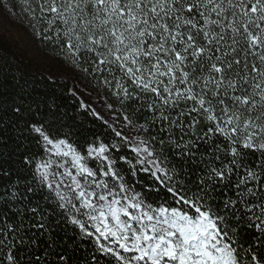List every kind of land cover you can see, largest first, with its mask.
I'll return each instance as SVG.
<instances>
[{"label":"snow or ice","instance_id":"6c2138e0","mask_svg":"<svg viewBox=\"0 0 264 264\" xmlns=\"http://www.w3.org/2000/svg\"><path fill=\"white\" fill-rule=\"evenodd\" d=\"M0 26V264H264V0H0Z\"/></svg>","mask_w":264,"mask_h":264},{"label":"trees","instance_id":"16d2710c","mask_svg":"<svg viewBox=\"0 0 264 264\" xmlns=\"http://www.w3.org/2000/svg\"><path fill=\"white\" fill-rule=\"evenodd\" d=\"M0 30H2V28H0ZM16 52L18 55H24L25 58L27 59V54L21 53L19 48L16 49ZM0 54H2V53H0ZM9 58H11V56ZM41 66H44L48 69L57 70V71H59V73L69 74L71 76L70 72H67L62 66L56 64L55 62H48V63L33 62L32 64L29 65V70L34 71L36 73H40L41 72L40 71ZM57 82H58L57 92H58V94H61L63 96L61 89H63L64 87L70 88V84L68 82L58 81V80H57ZM76 83L82 85L83 87H85L89 90L94 91L97 95L101 96L107 104L114 102L110 96L105 95L103 90L98 89V88H94L91 83H88L87 81H83V80H77ZM78 102L79 101L77 99H72L70 97L64 99V103L66 104L69 111H72ZM119 122L121 123V121H119ZM86 123L88 124V126L93 127L97 133L103 134L106 132V128L103 126L102 121H95L92 117H87ZM108 131H110V129Z\"/></svg>","mask_w":264,"mask_h":264},{"label":"rangeland","instance_id":"374dc122","mask_svg":"<svg viewBox=\"0 0 264 264\" xmlns=\"http://www.w3.org/2000/svg\"><path fill=\"white\" fill-rule=\"evenodd\" d=\"M0 28H2V26H0ZM3 30V28H2ZM9 31L12 33V35H15V29H9ZM41 72H53V73H59V71L57 70H53V69H48L44 66H41L40 68ZM64 76H68L71 77L69 74H65V73H59V75L57 76V80L58 81H64V82H68L70 84V88L74 87L72 79H64ZM75 87L78 88L80 96L84 99V101L89 104L90 106L96 108L101 115L105 116V118L108 117H114L115 114L112 113L109 109H107L106 105L107 103L105 102V100L97 95L94 91L89 90L85 87H83L82 85L76 83ZM116 127L117 129H121L123 127L122 123H120L119 121L116 122ZM125 131V133L129 132V129L124 128L123 129ZM132 135H135V131L133 130L131 132Z\"/></svg>","mask_w":264,"mask_h":264}]
</instances>
